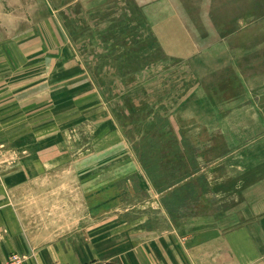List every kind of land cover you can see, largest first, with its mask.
<instances>
[{
	"label": "crops",
	"instance_id": "obj_1",
	"mask_svg": "<svg viewBox=\"0 0 264 264\" xmlns=\"http://www.w3.org/2000/svg\"><path fill=\"white\" fill-rule=\"evenodd\" d=\"M75 1L89 12L117 0ZM135 1L163 52L194 80L173 110L179 138L199 147L209 190L236 194L237 203L166 232L150 230L145 212L107 216L104 229L101 209L118 204V181L144 178L142 168L75 49L63 9L53 0H0V143L7 132L15 145L36 143L22 163L7 164L0 152V264L12 253L25 264H264V0ZM74 119L89 129L93 157L108 162L84 168L81 231L43 233L44 200L27 196L28 186L56 167L54 149L69 143ZM38 142L51 150L35 152ZM142 187L143 207L161 211V193L146 180Z\"/></svg>",
	"mask_w": 264,
	"mask_h": 264
},
{
	"label": "rangeland",
	"instance_id": "obj_2",
	"mask_svg": "<svg viewBox=\"0 0 264 264\" xmlns=\"http://www.w3.org/2000/svg\"><path fill=\"white\" fill-rule=\"evenodd\" d=\"M53 4L63 9V20L76 42L75 49L144 173V178L133 174L118 181V204L101 209L102 227L105 229L107 216L132 219L145 212L150 230L166 232L193 215L237 203L236 194L227 199L209 190L201 174L202 165L195 158L199 147L185 137L179 138L173 110L194 80L184 63L163 52L141 6L135 0H117L86 12L75 0H53ZM107 130L104 128L103 134ZM89 134L88 128H81V120H72L69 143L64 140L54 149L58 159H53L52 164L56 167L38 185L28 186L34 191L27 192V196L44 200L37 217V228L43 233L81 231L78 188L86 175L84 168L104 167L108 162L103 156L93 157L97 150ZM13 139L7 132V138L0 143V152L6 154L10 165L29 157L30 146L36 145L30 138L15 145ZM35 148V152H44L52 145L38 142ZM145 180L161 193L163 209L159 212L143 207L148 194L142 187Z\"/></svg>",
	"mask_w": 264,
	"mask_h": 264
},
{
	"label": "built area",
	"instance_id": "obj_3",
	"mask_svg": "<svg viewBox=\"0 0 264 264\" xmlns=\"http://www.w3.org/2000/svg\"><path fill=\"white\" fill-rule=\"evenodd\" d=\"M24 256L19 253H12L8 260L1 264H25Z\"/></svg>",
	"mask_w": 264,
	"mask_h": 264
}]
</instances>
